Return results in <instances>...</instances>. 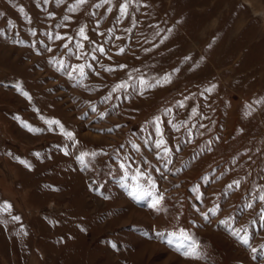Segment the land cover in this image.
<instances>
[{
    "label": "rangeland",
    "instance_id": "rangeland-1",
    "mask_svg": "<svg viewBox=\"0 0 264 264\" xmlns=\"http://www.w3.org/2000/svg\"><path fill=\"white\" fill-rule=\"evenodd\" d=\"M261 196L264 0H0V264H264Z\"/></svg>",
    "mask_w": 264,
    "mask_h": 264
},
{
    "label": "snow or ice",
    "instance_id": "snow-or-ice-1",
    "mask_svg": "<svg viewBox=\"0 0 264 264\" xmlns=\"http://www.w3.org/2000/svg\"><path fill=\"white\" fill-rule=\"evenodd\" d=\"M76 3H77V4H83V3H85V0H76ZM70 10H71V9H70ZM120 11H121V14H122V15L125 13V11H126V5H125V4H121V5H120ZM79 34H80L82 37H84L85 39L87 38V37L84 36V29H83V28L80 29V33H79ZM56 39H61V37H60L59 35H57V36H56ZM78 47H79V45H78ZM101 51H103V49H101ZM77 67H78V69H79V75H80L81 77H83V76H84V67H85V66H84V65H79V66H77ZM76 70H77L76 68L73 69V71H76ZM68 76L71 78V77H72V72H69V73H68ZM164 82H168L167 77L164 78ZM140 83H141L142 87H152V86H153V85H148L147 82L144 81L143 79H141ZM157 83H159V81H158ZM121 87H124V85H123V84H118V85H116V88H121ZM116 88H114L113 91H115ZM210 90H211V89H208V91H210ZM17 91H22V90L19 88L18 85H17ZM22 94L25 95V96H27V93L22 92ZM155 120H156V124H157V126H156L157 134H160L159 117H156ZM48 123L57 125V126L60 127V129H61V134H62V135H64V136H65L66 138H68V139H73V133H72V132H68V131H66V130L63 128V126L60 125V122H59V121L53 120V121H49ZM23 126H24V127H27L29 131H33V132H38V131H40L39 129H34V128H32L30 125H27V124H24ZM163 143H164V141H163V139H161V140L157 143L156 146H157V147H160ZM165 151L167 152V149H165ZM67 154H68V153L65 151V155H67ZM85 155H87V153H81V155H80L79 157H77V159L80 160L81 163H83V158H84ZM92 155H95V153H93ZM21 163H25V166H26V167H30V165H28V164H27L26 162H24V161H21ZM121 167L123 168L124 165L121 164ZM134 179H135V177H134ZM236 183H238V182H236ZM129 194H130L131 196H133V198H137L136 193H134V192H130ZM106 198H107V197H106ZM260 199H261V200H264V196H261ZM158 204H159V199H156V200L153 201L152 206L155 207V206L158 205ZM4 207L7 208L8 205L6 204ZM249 207H251V205H249ZM209 211H210V212H213V214H215L213 209H209ZM14 219H18V217H14ZM221 223H223V221H221ZM232 234L235 235V236H237V238L241 241L242 244L247 245V243H248L247 238L240 236V235H239V231L233 232ZM181 235L183 236L184 234L181 233ZM185 239H188V237H185ZM168 243L171 245V240H169ZM113 246H114V245H113ZM183 247H184L183 245H179V246H177V247H176V251H180L181 248H183ZM182 254L185 255L186 257H194V256H196V255H197V252H196V248H195V246H194V245H189L188 248H187Z\"/></svg>",
    "mask_w": 264,
    "mask_h": 264
}]
</instances>
